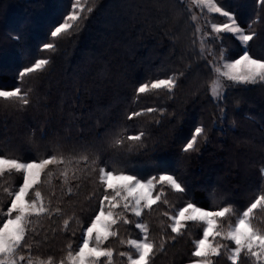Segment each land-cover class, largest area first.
I'll return each mask as SVG.
<instances>
[{
	"label": "trees",
	"instance_id": "trees-1",
	"mask_svg": "<svg viewBox=\"0 0 264 264\" xmlns=\"http://www.w3.org/2000/svg\"><path fill=\"white\" fill-rule=\"evenodd\" d=\"M72 2L0 0V87L12 90L19 85L22 92L32 89L28 105L0 99V153L44 158L60 145L56 154L72 161L67 179L62 175L65 166L49 165L41 183L29 193L34 198V192L40 191L50 209L49 215L31 218V254L39 259L51 256L57 264L66 259L69 245L73 253L78 250L104 192L99 168L106 167L104 161L114 160L117 163L107 167L117 173L127 169V174L145 178L164 174L162 167L175 168L187 191L176 193L170 186L156 183L153 195L160 194L161 200L151 211L146 209L141 218L122 213L132 223L115 225L118 235L103 245L113 250L112 264H128L120 252L135 256L128 241L141 239L142 232L135 227L138 220L148 224L149 239L157 245L154 264H188L196 259L192 257L194 241L202 238L204 225L188 222L172 240L175 234L170 232L164 212L175 215L189 202L213 211L231 205L237 215L221 218L217 224L226 231L235 223L240 210L256 194L264 166V84L225 90L226 116L220 119L210 94L209 69L198 55L197 24L184 0H82L80 15L86 19L77 33L71 39H55V51L44 50L50 30L71 10ZM216 2L234 13L242 27L251 25L259 34L247 47L254 58L264 56V6L259 0ZM196 12L212 21L227 22L204 8L197 7ZM221 36L225 58L238 59L244 46L230 33ZM211 47L219 59L220 44ZM37 59L50 63L18 80V72ZM173 74L179 79L171 93L164 88L137 92L142 83ZM148 108L158 111L128 119L132 112ZM198 126L205 128L207 139L198 137L197 150L183 153ZM140 132L146 133L141 141L127 139ZM117 139L124 143L116 146ZM81 145L100 149L99 161L93 163L92 156L85 161ZM21 184L22 174L0 176V216L14 198L5 189L15 191ZM57 209L61 211L57 213ZM115 211L121 213L119 208ZM69 218L65 230L63 220ZM254 223L264 227V212L254 211ZM212 243L225 249L221 257H211L213 264H231L226 249L234 247L233 242L218 236ZM22 254L27 257L29 251ZM101 261L106 264L107 258ZM239 264L252 262L242 253Z\"/></svg>",
	"mask_w": 264,
	"mask_h": 264
},
{
	"label": "snow or ice",
	"instance_id": "snow-or-ice-1",
	"mask_svg": "<svg viewBox=\"0 0 264 264\" xmlns=\"http://www.w3.org/2000/svg\"><path fill=\"white\" fill-rule=\"evenodd\" d=\"M192 3L199 8H206L211 13H219L228 21L223 24H211V31L199 37L200 51L198 53L200 58L205 61V67L209 69L207 75L211 79L210 94L213 103L220 112V119L223 120L226 116L223 111L225 96L220 89L227 90L241 84H264V56L254 58L247 47L249 42L253 41L259 34L251 29V25L247 29L242 27L235 14L225 10L216 0H192ZM259 3L264 6V0H259ZM163 6L161 4V7ZM170 7L174 9L175 5H170ZM70 8L71 10L62 16L60 22L53 25L49 32L50 42H46L42 46L44 50L55 51L54 40L57 38L71 39L79 30L82 19H86L80 15L83 11L80 0H73ZM192 19L195 20L196 17L193 16ZM196 32H200L199 27H197ZM222 33L232 34L244 46L242 55L238 59H233L230 62L225 60ZM214 44H220L219 59H217V52L212 50L211 46ZM49 63V59H37L31 66H25L18 72V80L22 81L24 77L43 70ZM241 67L244 69L243 72L238 71ZM179 75H183V73ZM178 79L179 76L173 74L167 79H155L150 84L142 83L137 92L146 93L150 88H164L171 93L177 87ZM31 91L32 89L29 88L22 92L19 85L12 90H3V87H0V99L20 101L23 105H28L29 99L27 97ZM153 111H158V109L148 108L142 111H134L128 116V119L131 120L145 114V112L151 113ZM145 135L146 133L140 132L138 135L128 136L127 139L129 141H141ZM201 136L205 140L207 139L205 128L198 126L182 148V152L196 151L197 138ZM114 143L116 146H121L124 141L117 139ZM61 147L56 145L55 150L44 158L40 156H34L31 159L23 156L9 157L0 153V176L12 172L22 174V184L15 191L5 189L8 195L14 198L11 199L7 211L4 212L3 216H0V264H22V262L24 264H53L51 256L46 259H39L31 254L33 245L28 239L29 226L33 223L31 218L49 215L50 209L45 205L40 191L34 192V198L29 197V193L37 184L41 183V176L45 174L49 165L65 166L62 175L67 179V166L72 161L66 159L63 154H56ZM100 151L95 145H81L80 147L82 158L87 161L89 156H92L93 163L99 161ZM104 163L106 167L99 168V182L104 186V192L99 201L97 214L90 219L89 226L84 229L78 250L73 253L71 245H69L66 259H60L57 264H102V257L107 258L106 264H112L113 250L105 248L103 245L110 237L118 235L114 228L115 225L120 222L132 223L122 213L131 212L134 217L141 218L146 209L151 211L153 206L161 200L160 194L153 195L156 183L168 185L176 193L183 194L187 191L186 182L180 178L175 168L165 166L161 169L164 174L145 178L138 173L127 174V169L117 174L113 168L107 167V165H115L117 162L114 160H106ZM47 174L51 175L50 172ZM68 191L71 192L72 189L69 188ZM117 208L121 209V213H116ZM255 210L264 212V166L260 168V185L256 194L250 203L240 210L235 223H230L226 231L218 226L217 221L221 218L237 215L236 210L231 205L213 211L189 202L181 207L175 215L164 212V216L170 220L168 225L170 232L175 234L171 237L172 240L182 234L188 222L204 225L202 238L194 241L195 250L192 252V257L196 259L192 260L190 264H213L211 257H221L222 250H225L224 246L212 243V240L218 236L233 242L234 247L226 249L231 264H239L242 253L252 264H264V227H258L254 223ZM60 211V209L56 210L57 213ZM70 219L63 220L65 230L70 224ZM135 227L141 230L143 234L141 239L128 241V244L135 250V256L125 252H120L119 255L126 256L128 264H154L157 245L149 239L148 224L138 220ZM32 231L35 232V229ZM24 250L29 251L27 257L22 254ZM160 250H163V244L160 245Z\"/></svg>",
	"mask_w": 264,
	"mask_h": 264
},
{
	"label": "rangeland",
	"instance_id": "rangeland-1",
	"mask_svg": "<svg viewBox=\"0 0 264 264\" xmlns=\"http://www.w3.org/2000/svg\"><path fill=\"white\" fill-rule=\"evenodd\" d=\"M81 1H82V0H80V2H81ZM184 1H186V3L190 6V8H191V10H192V13H193V16L196 17V19H195L194 21L196 22L197 27H199V29H200V32L198 33L199 37H200V36H203L204 33H206V32H210V31H211V24H213V23H215V24H223V23H221V22H217V21L209 20V19L206 18L204 15H202V14H198V13L196 12V8H197V6H196L195 4L192 3V0H184ZM81 7H82V5H81ZM204 9H205L208 13H210V14H212V15L222 16V15H220L219 13H211V12H209L206 8H204ZM227 22H228V21H227ZM103 43H104V42H102V44H103ZM168 54H169V53H167V56H168ZM225 60L228 61V62L231 61V60L226 59V58H225ZM238 71L243 72V71H244L243 67H241L240 69H238ZM225 82H227V81H225ZM227 83H231V82H227ZM241 85H244V84H241ZM247 85H252V84H247ZM220 91L224 93V92H225V89H220ZM117 174H119V173H117ZM30 191H31V190H30ZM142 235H143V234H142ZM141 238H142V236H141ZM210 238H211V236H210Z\"/></svg>",
	"mask_w": 264,
	"mask_h": 264
},
{
	"label": "crops",
	"instance_id": "crops-1",
	"mask_svg": "<svg viewBox=\"0 0 264 264\" xmlns=\"http://www.w3.org/2000/svg\"><path fill=\"white\" fill-rule=\"evenodd\" d=\"M188 264H190V263H188Z\"/></svg>",
	"mask_w": 264,
	"mask_h": 264
}]
</instances>
